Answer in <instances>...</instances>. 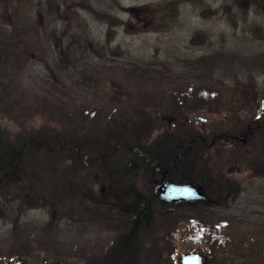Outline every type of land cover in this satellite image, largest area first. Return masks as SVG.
<instances>
[{"label":"rangeland","instance_id":"obj_1","mask_svg":"<svg viewBox=\"0 0 264 264\" xmlns=\"http://www.w3.org/2000/svg\"><path fill=\"white\" fill-rule=\"evenodd\" d=\"M60 1L63 11L54 23L46 1L0 0L3 41L14 29L10 24L26 25V11L32 12L31 22L40 20L30 39V56L0 51V142L51 130L84 140L83 152L98 147L97 154L100 132L106 138L141 119L155 122L152 143L166 132L236 135L264 109L262 98L256 103L252 95L248 102L239 100L240 87H235L240 82L264 91V13L256 6L247 8V0H85L94 12L79 10L83 27L103 46L112 39L105 57L89 52L90 64L74 63L68 53L78 24L72 0ZM166 1L181 2L170 28L163 25ZM117 22L133 25L112 28ZM50 33L59 40L47 39ZM208 56L216 60L207 67L203 58ZM210 85L216 90L210 91ZM206 92L218 98L201 95ZM243 139L241 151L248 158L259 152L257 158L264 162L263 145L257 141L255 149ZM215 148L217 154L214 147L207 149L209 167L241 188L227 208L211 207L222 241L210 249L197 237L201 225L179 223L174 233L159 234L155 242L145 238L148 249L172 248L174 257L162 252L157 264H181L183 255L195 252L205 264H264V176L247 164V155L234 153L232 142L221 139ZM130 158L118 154L116 167H125ZM28 171L24 195L16 194L20 188L15 186L0 188V264L19 258L30 264H88L94 256L103 257L119 234L100 221L85 226L69 207L83 194L88 203L113 206L118 180L107 179L88 161L73 166L55 154L36 157ZM134 176L128 182L137 180V191L147 195L148 179ZM17 196L22 199L9 202ZM18 214L16 225L4 218L14 220ZM154 260L146 264H156Z\"/></svg>","mask_w":264,"mask_h":264},{"label":"trees","instance_id":"obj_2","mask_svg":"<svg viewBox=\"0 0 264 264\" xmlns=\"http://www.w3.org/2000/svg\"><path fill=\"white\" fill-rule=\"evenodd\" d=\"M39 1H46L50 17H53L54 23L58 22L57 17L63 11L62 2L60 0ZM246 2L248 3L247 8L256 6L259 11L264 13V0H247ZM71 4L75 15L73 21L77 22L78 30L70 37L67 50L74 63L85 60L90 64L93 56L89 52L99 53V57H105L107 51L110 52L111 37L109 36L107 46L96 42L91 33L83 27V21L78 14L81 9L93 13V8L85 0H72ZM180 4V1L163 2V25L167 28L176 23ZM31 13L26 11L24 23L26 21L27 23L21 28L19 25L10 24V27L14 29L8 33L6 40L3 41L0 37V51L17 55H31L30 39L36 32L38 22H40V20L34 23L31 22ZM132 25V23L117 22L112 28L126 26L128 29ZM112 33L115 34L114 31ZM55 35L56 33L54 35L50 33L46 38H57L58 36ZM4 42L9 43V45L3 48ZM102 53L104 55H101ZM0 55L4 54L0 53ZM215 60L211 56L203 58V62L207 67L209 62L214 63ZM205 66H200V68ZM235 87L237 89L240 87L239 100L248 102L251 100L249 96L252 95L254 103L259 98L264 101V91L259 90L256 85L245 86L237 82ZM197 89L199 90V88ZM213 89L216 90L215 87L210 85V91ZM201 95L211 96L209 92ZM211 97L218 98L217 94ZM199 99L202 100V98ZM184 104H187V99L184 100ZM153 125H155V122L151 119H141L127 127L124 126L119 131L111 132L112 135L106 138L104 136L105 132H98L99 151L97 154L95 152L98 147L88 148L86 152H83L85 149L84 140L72 138L69 135H61L57 131L52 132L51 130L40 133H24L14 143L0 142V188L15 186L20 188L16 191V194L24 195L23 187L27 184L25 181L29 178L28 165L36 157L50 156L51 154L61 157L66 156L70 161H73V166H83L88 161L105 173L107 179L114 178L118 180L119 189V194L113 199V206L107 205L102 208L96 200L88 203L84 198L85 194L74 200L75 203L70 204L69 210L72 214L76 213L83 220L85 226H96L100 221L106 225V229L119 234V238L105 252L103 257L94 256L89 259L88 264H101L102 262H105V264H146L151 259H155L154 261L157 264L161 260L162 252H165V257L171 254L169 257L172 259L174 256H172L173 252L170 246L169 248L165 246L161 251L148 249L145 238L150 236L155 242L158 240L159 234H172L178 229L179 223H186L188 220L198 227L200 225L203 227L197 237L200 238V241L207 243L210 249H214L222 241V237L217 230L219 226L217 219L219 218L212 212L214 210L211 207L227 208L229 200L237 197L241 188L240 184L225 180L220 174L215 175L209 167L208 160H206L209 153L207 149L209 147L213 149L214 147L217 154L219 149L215 146L219 144L221 139H224L232 142L235 146V154L241 153L245 156L248 152L241 151L242 148H240L241 139L243 138H247L249 145L254 144L255 149H257V141L264 148V109L249 122L247 128L236 135L213 133L209 137H204L199 131L195 130L183 131L180 135L166 132L160 139L158 138L159 140L149 143L152 130L155 128ZM208 138L211 139V142ZM118 154L131 156L130 162L120 169L116 167ZM256 154L258 156L262 155L259 152ZM258 156L253 155L248 158L249 155H247V164L254 168L257 174L264 176V162L258 159ZM139 174L144 177V180L147 181L148 179L147 184L150 186L148 189L150 192L146 193L147 195L137 191V180L133 182L127 180V177L131 175H135L134 177L137 179L136 176ZM163 178H167L168 181L176 184H195L204 191L207 201L162 202L153 193L158 185L156 182H161ZM14 198H17V200H10L9 202L13 203L22 199L18 196ZM19 217L18 214L17 220H12L11 216L8 218L4 216L5 220L14 221L12 224L15 225L19 221Z\"/></svg>","mask_w":264,"mask_h":264},{"label":"water","instance_id":"obj_3","mask_svg":"<svg viewBox=\"0 0 264 264\" xmlns=\"http://www.w3.org/2000/svg\"><path fill=\"white\" fill-rule=\"evenodd\" d=\"M154 194H156L162 202L167 203L207 201V196L204 191L193 183L176 184L162 180L156 187ZM180 262L181 264H205V259L202 254L195 252L183 255ZM13 264H30V261L19 258L16 259Z\"/></svg>","mask_w":264,"mask_h":264},{"label":"flooded vegetation","instance_id":"obj_4","mask_svg":"<svg viewBox=\"0 0 264 264\" xmlns=\"http://www.w3.org/2000/svg\"><path fill=\"white\" fill-rule=\"evenodd\" d=\"M250 134H251V133H250ZM244 140H246V141H247V138H244V139H243V141H244ZM246 141H245V142H246ZM156 183H157V184H159V182H156ZM157 186H158V185H157Z\"/></svg>","mask_w":264,"mask_h":264}]
</instances>
